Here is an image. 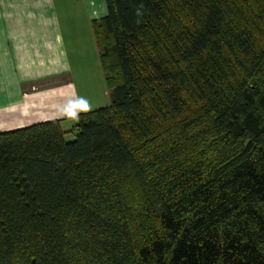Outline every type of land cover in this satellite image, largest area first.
Masks as SVG:
<instances>
[{
    "label": "trees",
    "instance_id": "1",
    "mask_svg": "<svg viewBox=\"0 0 264 264\" xmlns=\"http://www.w3.org/2000/svg\"><path fill=\"white\" fill-rule=\"evenodd\" d=\"M106 3L111 104L0 131V264H264V0Z\"/></svg>",
    "mask_w": 264,
    "mask_h": 264
},
{
    "label": "crops",
    "instance_id": "2",
    "mask_svg": "<svg viewBox=\"0 0 264 264\" xmlns=\"http://www.w3.org/2000/svg\"><path fill=\"white\" fill-rule=\"evenodd\" d=\"M107 12L106 0H0V131L81 112L78 86L88 83L74 64L79 47L97 45L92 21Z\"/></svg>",
    "mask_w": 264,
    "mask_h": 264
},
{
    "label": "rangeland",
    "instance_id": "3",
    "mask_svg": "<svg viewBox=\"0 0 264 264\" xmlns=\"http://www.w3.org/2000/svg\"><path fill=\"white\" fill-rule=\"evenodd\" d=\"M82 6L83 5H78V7L80 8L78 9L79 11L78 23H79V19H80V23L82 22L85 15ZM75 8L73 7L71 12H73ZM86 46L87 47H85L83 51L81 47H79L77 54V58L84 60L83 64L82 63L74 64L75 67L76 66L80 67L81 65L84 66V71H83L84 80H80L78 84L81 82L84 87V83H86V81L88 83L87 86L84 88H79L78 86V89H80L79 98L82 107V109L80 110L81 112H87L94 109H98L100 107L108 106L112 102L111 95L109 94L107 89L106 81L104 80V75H102L100 68L98 67L95 68L92 62L94 57L95 59H97L98 57L97 45L95 46V43L91 41V43L87 42ZM77 122L78 119L76 117H72L67 120H64L63 125L65 129H72ZM68 138L74 139L75 134L68 135Z\"/></svg>",
    "mask_w": 264,
    "mask_h": 264
}]
</instances>
